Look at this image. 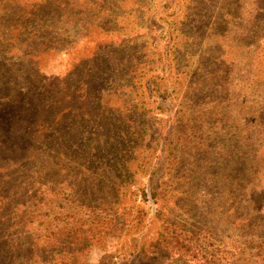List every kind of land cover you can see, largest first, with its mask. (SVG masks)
Masks as SVG:
<instances>
[{
	"label": "rangeland",
	"instance_id": "obj_1",
	"mask_svg": "<svg viewBox=\"0 0 264 264\" xmlns=\"http://www.w3.org/2000/svg\"><path fill=\"white\" fill-rule=\"evenodd\" d=\"M104 4L110 11L89 30L69 26L76 34L70 44L54 35L57 50L34 59L11 47L0 50V231L7 228L2 203L6 197L24 203L23 190L12 191L24 182L37 184L39 195L54 202L20 204L36 223L68 208L64 193L78 199L102 188L64 174L50 177L45 187L31 184L35 172L58 162L55 154L67 148L92 156L115 151L132 154L134 168L141 161L151 167L142 184L169 166L168 183L179 190L165 218L198 230L201 249L223 252L228 264H264V60L252 61L258 51L264 59V33L251 32L264 23V0ZM151 78L158 90H147ZM64 88L75 99L58 104ZM183 122L190 125L187 142L177 139ZM133 199L127 195L131 205ZM159 225H147L142 234L150 241ZM250 240L260 246L250 250ZM140 245L127 227L80 264H144ZM0 252V264L23 263L1 242ZM158 257L164 264H201L171 251Z\"/></svg>",
	"mask_w": 264,
	"mask_h": 264
},
{
	"label": "trees",
	"instance_id": "obj_2",
	"mask_svg": "<svg viewBox=\"0 0 264 264\" xmlns=\"http://www.w3.org/2000/svg\"><path fill=\"white\" fill-rule=\"evenodd\" d=\"M106 2L109 3L110 0H0V50L4 52L11 47L27 59H34L49 50H57L55 43L50 42L52 38H56L54 35L65 41V44H70L76 34L69 33V26H79L83 32L89 30V27L95 25L96 19L110 11L104 4ZM255 11L250 13L253 24L256 19ZM251 32L253 37L263 35L264 23L258 26V30L251 29ZM263 60L261 51L252 59L256 64ZM129 67H133V62L129 63ZM158 85L154 78L146 82L149 91L158 90ZM58 97V104L70 100L72 95L69 88H64ZM73 108L74 104L67 105L60 112L64 115ZM176 133L180 141L187 142L192 138L188 122L180 123ZM67 149L54 155L58 162L53 163L49 170L35 172L36 179L31 184L40 182L39 186L45 187L51 182V178L64 174L65 178H77L76 181H85L93 188L102 184V188L99 186L95 190L89 189L88 195L80 196L79 200L70 197L69 192L64 193V200L69 202L66 203L68 208L58 211L55 218L52 213H48L46 221L44 217L42 220L37 219L39 223H36L35 217L30 220L24 208L31 204L52 205L54 202L39 195L37 184L33 188L24 182L13 188L12 191L22 189V196L26 197V201L22 203L19 201L20 197L17 200L5 198L2 206L8 210L2 213L5 212L4 223H7V228L0 231V242L4 250L9 248L16 254V263L80 264V260L93 247L105 248L110 236L121 234L128 227L133 230L137 241L141 242L139 253L144 264H164L162 258L158 257L162 251L175 252L182 259L199 260L201 264H228L223 252L217 254L213 249L199 247L201 240L198 230H190L179 221L165 218L169 203L176 201L179 190L168 183L169 166L166 173L157 179L153 175L148 183L142 184L140 177L150 174L151 167L142 161L137 167H132V154L120 155L117 152L116 155L113 151L106 156L99 153L92 156L90 153L86 154V151ZM130 184L136 186L135 189L129 188ZM127 195H135L132 205L128 202ZM149 195L154 205L149 204ZM20 204L24 208H20ZM128 204L130 212L128 216H124L123 210H127ZM157 223L160 225L156 236L149 241L148 233L142 232L147 225L151 228ZM6 236H9V241L7 238L3 239ZM20 242H23L25 250L21 254L16 249L21 245ZM135 246L138 247L137 244ZM246 246L253 250L260 245H255L254 240H250ZM0 258H4L1 252Z\"/></svg>",
	"mask_w": 264,
	"mask_h": 264
},
{
	"label": "water",
	"instance_id": "obj_3",
	"mask_svg": "<svg viewBox=\"0 0 264 264\" xmlns=\"http://www.w3.org/2000/svg\"><path fill=\"white\" fill-rule=\"evenodd\" d=\"M150 196V195H149Z\"/></svg>",
	"mask_w": 264,
	"mask_h": 264
}]
</instances>
